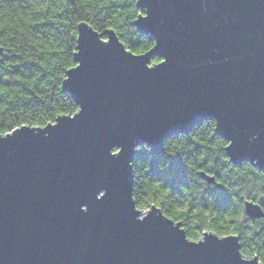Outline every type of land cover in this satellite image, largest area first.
Listing matches in <instances>:
<instances>
[{
  "label": "water",
  "instance_id": "water-1",
  "mask_svg": "<svg viewBox=\"0 0 264 264\" xmlns=\"http://www.w3.org/2000/svg\"><path fill=\"white\" fill-rule=\"evenodd\" d=\"M136 2L148 50L79 22L62 82L77 110L0 137V264H264L236 234L191 239L159 207L138 209L131 188L136 146L159 152L208 120L233 164L264 168V0Z\"/></svg>",
  "mask_w": 264,
  "mask_h": 264
},
{
  "label": "trees",
  "instance_id": "trees-1",
  "mask_svg": "<svg viewBox=\"0 0 264 264\" xmlns=\"http://www.w3.org/2000/svg\"><path fill=\"white\" fill-rule=\"evenodd\" d=\"M140 11L136 0H0V132L43 126L77 110L62 82L75 65L79 22L99 33L112 29L134 53L148 50L152 38L132 25ZM226 144L208 120L169 136L159 152L136 146L132 199L140 210L159 207L191 239L205 230L236 234L240 251L264 263V216L248 217L243 206L252 199L264 211V168L249 160L233 164ZM201 170L215 181L207 182Z\"/></svg>",
  "mask_w": 264,
  "mask_h": 264
},
{
  "label": "snow or ice",
  "instance_id": "snow-or-ice-1",
  "mask_svg": "<svg viewBox=\"0 0 264 264\" xmlns=\"http://www.w3.org/2000/svg\"><path fill=\"white\" fill-rule=\"evenodd\" d=\"M156 63H160V62L157 61ZM40 127H42V125H40ZM7 135H8V133H6V132H0V137L7 136ZM119 151H120V149H117V152L112 153V156L115 157ZM239 264H247V261L241 260L239 262Z\"/></svg>",
  "mask_w": 264,
  "mask_h": 264
},
{
  "label": "rangeland",
  "instance_id": "rangeland-1",
  "mask_svg": "<svg viewBox=\"0 0 264 264\" xmlns=\"http://www.w3.org/2000/svg\"><path fill=\"white\" fill-rule=\"evenodd\" d=\"M247 200V199H246ZM252 200V199H251ZM207 231V230H206ZM204 234V233H203ZM203 234L200 236V237H202L203 236Z\"/></svg>",
  "mask_w": 264,
  "mask_h": 264
}]
</instances>
